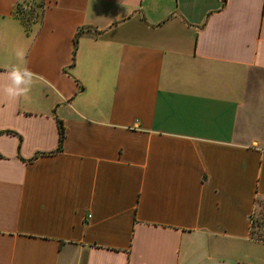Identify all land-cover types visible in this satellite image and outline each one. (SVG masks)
I'll list each match as a JSON object with an SVG mask.
<instances>
[{
  "label": "crops",
  "instance_id": "0c3cea01",
  "mask_svg": "<svg viewBox=\"0 0 264 264\" xmlns=\"http://www.w3.org/2000/svg\"><path fill=\"white\" fill-rule=\"evenodd\" d=\"M257 200L264 0H0V264H264Z\"/></svg>",
  "mask_w": 264,
  "mask_h": 264
},
{
  "label": "clouds",
  "instance_id": "9594fccd",
  "mask_svg": "<svg viewBox=\"0 0 264 264\" xmlns=\"http://www.w3.org/2000/svg\"><path fill=\"white\" fill-rule=\"evenodd\" d=\"M27 55V49L17 50L16 57L19 64L11 65L6 70L8 83L3 91L9 98L18 99L23 97L25 100L30 98L29 93L37 77L36 74L27 67ZM38 79L47 83L44 81L43 77H39ZM256 207L257 210H259V206Z\"/></svg>",
  "mask_w": 264,
  "mask_h": 264
},
{
  "label": "trees",
  "instance_id": "16d2710c",
  "mask_svg": "<svg viewBox=\"0 0 264 264\" xmlns=\"http://www.w3.org/2000/svg\"><path fill=\"white\" fill-rule=\"evenodd\" d=\"M60 134H61V138H60V144H59V150H62V144H63V140L65 137V131L63 129L62 124H60ZM257 206H259V211H261V213H259L261 215L260 220H255V217L253 216L252 219V225H251V235L253 238L255 239H261L263 237V233L260 232L259 228H257L258 226L261 227V225L263 224L264 221V205L262 204V201L257 200ZM256 228V229H255Z\"/></svg>",
  "mask_w": 264,
  "mask_h": 264
},
{
  "label": "rangeland",
  "instance_id": "374dc122",
  "mask_svg": "<svg viewBox=\"0 0 264 264\" xmlns=\"http://www.w3.org/2000/svg\"><path fill=\"white\" fill-rule=\"evenodd\" d=\"M259 213H261V211L258 210L257 215L255 216V220H257V218H258V220H260L261 215ZM257 228H260V226H258Z\"/></svg>",
  "mask_w": 264,
  "mask_h": 264
}]
</instances>
